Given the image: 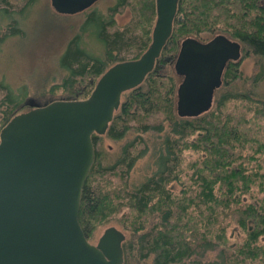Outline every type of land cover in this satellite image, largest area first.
<instances>
[{"label":"trees","instance_id":"16d2710c","mask_svg":"<svg viewBox=\"0 0 264 264\" xmlns=\"http://www.w3.org/2000/svg\"><path fill=\"white\" fill-rule=\"evenodd\" d=\"M35 2L0 0V44L23 36L20 21ZM124 8L130 18L119 24ZM75 15L82 18L55 60L57 77L31 85L43 104L58 94L86 98L107 67L137 58L150 42L155 3L110 0L103 12ZM216 33L240 43L241 59L248 51L264 58V0H177L152 70L121 94L105 132L91 135L77 220L87 240L100 227L119 226L122 264H264V96L253 90L261 75L247 77L243 89L240 61L228 62L207 111L179 117L174 109L177 42ZM88 37L99 42L98 57L83 47ZM130 49L129 58L120 56ZM26 91L0 76V129L26 108Z\"/></svg>","mask_w":264,"mask_h":264},{"label":"water","instance_id":"95a60500","mask_svg":"<svg viewBox=\"0 0 264 264\" xmlns=\"http://www.w3.org/2000/svg\"><path fill=\"white\" fill-rule=\"evenodd\" d=\"M95 1L49 0V5L71 15ZM154 3L150 42L137 58L107 67L86 98L30 103L1 127L0 264H122L124 232L109 225L89 241L77 213L93 161L92 133L105 132L121 94L152 70L171 33L177 0ZM239 57V43L222 33L205 42L183 38L172 64L181 77L175 113L194 117L207 111L227 61Z\"/></svg>","mask_w":264,"mask_h":264},{"label":"rangeland","instance_id":"374dc122","mask_svg":"<svg viewBox=\"0 0 264 264\" xmlns=\"http://www.w3.org/2000/svg\"><path fill=\"white\" fill-rule=\"evenodd\" d=\"M109 1L97 0L89 10L103 12ZM81 18V16L75 14H56L50 7L49 0H36L33 7L20 21L23 36L7 38L0 44V76L4 74V78H9L14 87L20 92L25 89L28 90L21 100L22 103H26V108L21 111L28 109L30 103L43 104L47 101L43 96L32 93V86H39L43 82L48 83L52 78L57 77L55 60L62 52L64 42L71 34L72 27H74V24H79ZM129 18L130 15L125 8L115 15V19L119 24L126 23ZM83 47L91 52L93 56L98 57L100 55L99 42L97 43L92 37H88L86 40L83 39ZM132 53L133 50L131 49L122 50L120 56L129 58ZM239 68L242 75L245 76L244 78H246L243 89L249 90L247 77L257 79L261 75L260 81L254 85L255 89L253 90L257 96H264V58H255L248 51L246 58L240 60ZM236 88L232 87V89L237 90ZM58 97L62 96L58 94L51 98ZM139 171L140 168L137 169L135 175ZM113 226L123 231L119 226ZM105 227L107 226L98 228L89 241L94 242ZM213 253V255L211 252L206 253L207 258L210 257L211 260L212 257H215L217 250H214ZM206 255H204L205 258Z\"/></svg>","mask_w":264,"mask_h":264},{"label":"flooded vegetation","instance_id":"af4514ba","mask_svg":"<svg viewBox=\"0 0 264 264\" xmlns=\"http://www.w3.org/2000/svg\"><path fill=\"white\" fill-rule=\"evenodd\" d=\"M93 5V4H92ZM91 5V6H92ZM90 6V7H91ZM90 7H88V8H86L85 10H87V9H89ZM84 11V10H83ZM82 12V11H81ZM76 14V13H75ZM217 34V33H216ZM215 35V34H214ZM213 36V35H212ZM212 36H208V37H203L202 39L201 38H195L196 40H198V41H200V42H205V41H207V40H209ZM185 38V37H184ZM194 38V37H193ZM183 39V38H182ZM181 39V40H182ZM181 40H179L178 42H177V50H178V46H179V43H180V41ZM236 41V40H235ZM238 42V41H237ZM239 43V42H238ZM239 45H240V43H239ZM241 60V45H240V57H239V59H237V60H235V61H227V63L228 62H232V63H237V62H239ZM227 63H226V65H227ZM226 65H225V67H226ZM224 67V68H225ZM224 68H223V70H224ZM223 70H222V74H223ZM222 74H221V84L219 85V87L218 88H216L215 90H214V92H213V95H212V101H211V105L213 104V102H214V98H215V93H216V91L219 89V88H221L222 86H223V78H222ZM180 79H181V77L180 76H178V75H176V81H177V84H178V82L180 81ZM177 86V85H176ZM211 107V106H210Z\"/></svg>","mask_w":264,"mask_h":264}]
</instances>
